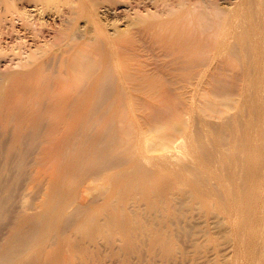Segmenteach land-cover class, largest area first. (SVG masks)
Instances as JSON below:
<instances>
[{"label": "rangeland", "instance_id": "obj_1", "mask_svg": "<svg viewBox=\"0 0 264 264\" xmlns=\"http://www.w3.org/2000/svg\"><path fill=\"white\" fill-rule=\"evenodd\" d=\"M187 2L18 1L42 36L40 144L21 131L16 157L0 151V255L264 264V69L244 22L225 31L230 41L212 33L225 15L240 18L213 4L217 19L201 32L179 20ZM22 23L8 40L24 43L21 60L1 71L32 60Z\"/></svg>", "mask_w": 264, "mask_h": 264}, {"label": "bare ground", "instance_id": "obj_2", "mask_svg": "<svg viewBox=\"0 0 264 264\" xmlns=\"http://www.w3.org/2000/svg\"><path fill=\"white\" fill-rule=\"evenodd\" d=\"M18 1L19 0H0V63L12 56H19L21 60V55L24 53V43L20 42L15 45H10L8 42V40L13 37L14 31H16L14 28V22L16 20H22L24 30L33 34L32 39L34 38L33 41L35 43L33 46L35 47V50H33L29 55L32 59L31 60L29 57L31 62H28L27 60V63L26 61H23L19 63V66L17 65L19 67V71H16V69H8V71L0 70V127H2L1 130L3 127L5 128V126V129L11 127L9 129L12 131L9 132H12L10 139L12 137L13 141V147L11 146L13 149H11L10 145L12 143H9V145L7 143L8 140L6 141L7 138L5 139L8 132L3 129L5 131L3 135L4 138H0V151H14L15 149L14 157L18 155L16 151L20 150V143H23L25 139L20 135L21 131H25L26 136L34 138L36 141V148H38V145L40 144V90L43 89L41 88L43 87L41 86L43 85V82L41 79V60L39 55V52L42 51V46H40L36 41L42 36L41 33L38 32L39 30L37 31L36 27H33V23H35L36 20L35 22H31L29 20V17L26 16L27 13L23 12L25 11L23 4L18 3ZM40 1L41 0H35L36 7L39 5ZM140 1L142 0H138V2ZM214 1L215 0H190V3L187 2L184 4L186 12L179 16L180 22L187 23L191 20L193 22L192 27L196 30H200L201 32H204L206 29H210L207 25L213 24V18L215 20L217 19L215 9L212 7L213 4V6H215L218 10H225L230 13V16L233 15L234 18H240L241 21L229 18L228 23L226 24L228 15H225L222 22L219 20L218 23L214 25L212 33L215 35L224 33V38L227 41H230L232 38L235 39V35L231 36L226 33H230L229 30H238L240 26H236V28L234 27L236 22H244V29L247 27V32H244V35H246L249 39L248 43L251 60L255 65L261 66L264 69V1ZM236 3H238L237 6L231 9L232 4ZM210 10L213 17L208 15ZM101 12L102 15H108L110 13V11L105 9V7H103V11ZM157 22L163 23L162 20H157ZM132 25L133 24H127V26L130 27ZM129 30L130 29H127V31ZM93 31L96 35H99L102 32L97 25L93 26ZM111 35L112 34H105L102 42L109 44L111 47H115L118 44V41L111 39ZM5 132L7 133L5 134ZM21 257H23V254L20 249L9 250L7 253L0 255V264H20L23 262L20 261Z\"/></svg>", "mask_w": 264, "mask_h": 264}]
</instances>
